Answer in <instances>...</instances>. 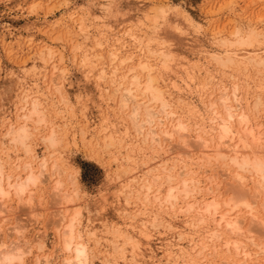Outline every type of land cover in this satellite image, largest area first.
Here are the masks:
<instances>
[{"label": "rangeland", "instance_id": "1", "mask_svg": "<svg viewBox=\"0 0 264 264\" xmlns=\"http://www.w3.org/2000/svg\"><path fill=\"white\" fill-rule=\"evenodd\" d=\"M163 6H167L166 8L170 7V12H168L166 18L167 23L160 24L159 21H157L156 24L158 27L162 28L160 29V32L162 34L164 33L169 38L168 47L174 53V64L164 66L159 60H156L152 56L147 58L149 64L152 67L155 66V70L153 69L152 74L155 73L154 76L157 78V86L163 90V95L166 100L171 102L168 103L170 105V110L173 111V117H171L169 121L176 123L178 122L177 119H179L180 122L184 123L186 129L183 131L182 135L186 138L185 140L188 139V142L186 141L187 144H182L183 136L176 139L177 135H175L172 138L173 140H168L169 142L164 141L161 146L157 145L155 147L154 145L149 146L148 141L143 142V139H141L142 135L134 133L135 130L132 129L128 120L129 116L126 115L130 110L125 108H123L124 110H118L119 102L117 101L120 99V96L118 95H120L119 93L121 89L127 85V81H129L128 79L132 73L140 74L142 79L144 77L143 72L140 73L137 69L135 71H129V67L130 65L135 66L138 59H145L143 57L141 58V56L144 55L145 57L146 47L144 46L148 41L146 34L151 33V29L149 28L147 30L145 25L149 26L155 23L147 16L149 13V16L152 15L151 12L153 13V10H150L154 7L157 9ZM146 14L147 16L145 17L147 18H144V15ZM148 18L150 23L147 21ZM184 19H186V21ZM139 20L142 23H140ZM183 21L186 25H184ZM176 26L179 28H176ZM249 28L254 29V32L251 35L254 38L256 37V32L261 34L260 42H256L252 46H245L246 48L236 47L235 51L240 55L244 53L250 55L256 53L258 55H263L264 0H0V135L3 134L9 123H16L19 121L17 120L18 115L21 113L19 108L21 105L18 103L19 98L25 95V93L32 97H37L40 101L39 107L44 113V121H46L44 124H30L31 128L32 126H38L36 130L31 129L33 136L28 142L33 153H36L39 158L46 156L48 160V169L50 168L49 165L51 162L56 158L55 161L59 160L56 163L59 166L60 171L62 170V174L59 173V175H57L58 178L56 176L52 178H47V175L44 176V178L47 179L38 183L32 193L28 191L30 194H25L21 200L17 199L15 196L6 199L4 205L6 212H4L5 210L2 208V203H0V210L2 209V213L5 214L0 216V221L3 220V216L6 218V221L3 220V224L0 222V236L4 240L7 234H11V231H9L7 227L11 229L10 226L13 225L17 226V229L22 233V236L26 238H33L35 233H39L41 236L44 234L43 237L45 238V244L43 248L37 250L38 248H35L37 244L34 245L31 252L25 254L21 262L16 264H33L36 255L41 253L49 256L48 264H63L61 261L63 254L60 251V248H58L60 247L58 246L60 243L59 240L57 241L58 237L55 228V220L58 218L57 216L55 219V213L59 211L57 209L58 206L61 205L57 206V201H59L58 197V199H56V197L54 199V194L58 193V191L53 189L54 183L52 181H56V179L62 182V187L60 189L63 193H66L69 189L72 193L74 192L73 189L78 190L77 193L75 190L77 195H75V197L69 191L73 198V202H71L72 205H69V211L71 213V211L78 209L83 213L81 215L83 220H80L83 225L80 223L78 229L82 233V236L86 235L83 239L87 242V245L89 244L88 248L91 249L90 254L92 252V257H94H91V261L88 264H103L105 261H107V264H190V262L191 264H194L195 262V264H218L220 261H225V263L229 264L234 261L235 258L232 256L233 254L228 253L225 247L222 246V240H213L212 242V240L209 239V233L207 232L213 229V224L202 222L198 223L196 227L187 224L193 220H197V217L199 216L194 211L186 213L184 207H186L188 202L195 203L201 200L206 201L216 195H218L216 198L219 201H222L230 196L231 191L228 190V187L231 182H234L233 180L230 181L232 179L230 176L234 173L233 168L224 166L221 163V160L215 161L213 164L215 159H212L209 156V159L205 158L206 153H202V156L206 159L205 161H208L206 164L204 159H202L203 157H200V154L204 149H202V147H194L195 149H193V146H196L197 144L194 141V138H197L195 135H198V132L195 130L199 131L200 134V126L202 127L203 125L206 128L209 126V122L207 121V117L210 116L208 114H211L209 102L214 100V98L217 99V96L221 95L220 92H222L225 87V91L231 93V91H233V85H235L234 88L236 89L237 95L242 98L240 101L243 108L242 111L245 110L244 112L247 117H249V124L252 125V128L255 126L257 127L258 124L264 126V66L261 67L247 64L230 65V68L229 66H221L218 65V63L216 64L211 60L212 58L209 57V53L220 52V46L218 43L215 44V42L219 41L218 38L222 39L223 37H227L226 39L231 40L235 38L234 32L237 31V29L241 31L242 35H244L248 33ZM100 30L102 33H100ZM144 32L146 33L145 35ZM102 34L103 36H101ZM113 34L118 39L120 38V43H117L119 40L116 39ZM134 34H137L138 36L135 37ZM141 36L144 37L140 40ZM99 37H103L102 40L105 39L106 41H101ZM131 37H133V40ZM257 38L258 37L255 39ZM138 39L141 41V47L139 46V43H137ZM145 39L147 41H145ZM213 39H216V41ZM123 40H125V43ZM131 40L133 42H131ZM99 41L101 42V47L99 45L96 46ZM134 43L138 44L139 47ZM76 44L77 46H75ZM73 45L77 49H74ZM94 45L96 47H94ZM89 46L91 49L88 48ZM48 49L53 50L51 51L53 52L51 55L48 54ZM112 49L114 50L112 51ZM117 49L119 52L115 51ZM127 50L128 52L131 51V54H129L132 55V58L127 59L122 63L119 61V65L116 60L118 61L119 58L121 59L124 56H129ZM108 51L115 53L117 59L110 60V52L108 54ZM96 52H98L97 57L101 55L102 59L95 57L97 55ZM86 54H88L90 59L87 62H83L82 57ZM152 58H154V62ZM158 62L161 65H157L159 64ZM81 63L83 64L81 65ZM102 65L105 66L106 70L105 79H100L99 70ZM119 66H121L120 70L118 68ZM220 67L225 68L221 69ZM113 69H116L115 72H111ZM59 74L61 75L59 76ZM120 75L123 76L122 80L120 79ZM159 75H161L162 78ZM97 76L100 78L98 79ZM117 76L119 77L116 78ZM50 78L53 80H49ZM51 81L55 83L52 87L50 85L53 84ZM115 82H119V84ZM117 88L119 93L116 92ZM112 91L115 93L113 92L112 94ZM59 92L62 93L60 94ZM164 92L167 93L164 94ZM208 93L211 94L209 95ZM175 95L179 96V98L176 96L177 100L179 99L178 101L174 97ZM143 98V96L141 98L138 97L139 100L144 101ZM257 98L260 100V103H256V105L255 101ZM206 99L208 100L206 101ZM181 101L183 102L180 103ZM207 102L209 104H207ZM237 103L238 102L234 101L235 105H237ZM156 105L157 104L154 105L155 108H157ZM57 109L58 112L56 111ZM175 113L177 114L175 115ZM176 116L178 118H176ZM167 122L168 120L166 123ZM175 123L171 124L173 125ZM195 123L197 124L196 126ZM171 124L168 122L166 127L171 128ZM235 124L236 123H234V128L238 129V126L236 128ZM263 126L261 129L264 132ZM51 130H53L55 134L57 133L56 136H59L57 138L60 144L58 143L56 147H54L55 149L52 148L48 150H56L55 152L53 151L55 154L52 152V154L48 155L47 149L40 141H42L41 138L46 135V133L48 134L51 132ZM80 131L82 134H80ZM108 132L112 138L116 137L112 140L113 143L116 142V144L109 145L107 148H105L107 143L105 145L103 144L104 148L103 146L101 147L102 150L104 149V152H101L99 147L103 143L102 140L105 138L104 135H107ZM40 135L42 136L40 137ZM110 135L108 134L107 137H110ZM107 137L105 138L104 143L106 140H109V137ZM119 137L120 140H118ZM263 138L264 136L262 139ZM192 140L196 144L193 143L194 145L189 147H192L190 149L195 151L189 154L192 158H187L185 149L188 147L187 145L189 143L192 145ZM263 141L264 139L259 142V148H262L261 144ZM166 143H171L169 148L174 152L170 149L169 151L168 148V153L171 151L172 153L168 154L167 150L165 151L166 146H169V144L167 145ZM181 144L185 149H183L184 147H182ZM63 145H65L66 148ZM124 146L125 148H123ZM180 149H182V152L185 151L181 153V155L183 154L182 156L177 154ZM1 153L0 159L6 162L8 158H5L6 156ZM9 153H11L10 163H13V165L21 161L27 162L31 160L29 156L30 154L27 155L26 158V155L20 150L17 151L16 155L12 150H10ZM125 155L127 160L125 159ZM17 156L20 157V159L17 160L18 162L15 160ZM120 157L122 158L121 160ZM180 158L184 161L181 159L179 162L178 160H180ZM200 158L201 161L198 160ZM163 160L165 164L163 163ZM144 161L146 164L143 163ZM141 162L142 164H140ZM158 162L162 163L159 164ZM181 162L183 166H181ZM35 163L36 162H34L33 166L34 168H37ZM118 164L121 166V169ZM13 165H8V167L10 166L8 173L11 172V175L14 174L13 176L18 174L23 176L24 170L14 169ZM126 165L127 168H125ZM171 165L174 166V169L170 172H167L166 170H163V172L161 170V166L169 168ZM151 166L152 168H155V170L152 168V170L149 169ZM180 166L184 168L181 169ZM226 167L228 168L227 171H229L227 172L228 175L226 174ZM132 168L133 170H131ZM147 169H149V171ZM179 169L181 170L178 171ZM187 170H190V172H187ZM219 170L223 171L221 172ZM114 171H116L115 174L117 176L115 174L113 175ZM134 172L136 173L137 181L132 182L131 188H128L127 190L126 188L122 189L121 187L126 185L125 181H128L129 178H131L130 174H133ZM177 172L181 177H178L176 174ZM44 173L46 174L47 172ZM167 173L173 176V181H171L170 184L167 181L164 182ZM221 173L223 176H221ZM160 174L162 175L160 176ZM225 174L229 177H224L226 176ZM157 175L159 177H157ZM199 176L201 178H199ZM211 176L215 178V180L211 178ZM138 178H140L141 182ZM145 178L146 181L151 179L149 182L151 183L152 181L153 183H151L152 190H149V200H146L144 197L145 189L140 190V200H132L135 198L131 197V199L128 194L123 197L126 192L128 193V190H131L134 196L138 184L141 185L144 183L143 180H145ZM181 178L188 180L189 178H192L193 181H195L194 183L197 182L196 186L198 192H193L191 197L181 198L178 196L172 207H168L167 205L165 207L161 203L159 204L160 206H158L159 202L157 203L156 201L159 200L154 198V196H156L155 193H158L155 192L157 191L155 190L157 184L158 187L160 185L161 189L159 188V194H161L162 199V195L165 193L167 186L180 183L182 180ZM228 178L231 179L229 180ZM70 179L74 184H72ZM254 179L256 180L255 177ZM254 179L252 176H249V180L247 181L248 188L253 185ZM212 180L215 182H220L221 180L220 184L218 183L219 189L214 192L212 191L213 189H211V191L205 189V187L208 188L207 185L212 184ZM225 181H228L229 183ZM161 182H164L163 186L161 185ZM215 182H213V184ZM135 183L137 185H135ZM225 183H227V185ZM213 184L212 188L214 186ZM223 185L226 187H223ZM198 187L203 189L201 190ZM199 192L200 194H195ZM69 193L67 192V194ZM151 195L154 196L152 197ZM199 195L201 196V199L199 198ZM27 197L31 198L30 203L24 201H27ZM122 198L126 201L124 202ZM127 199L129 202H127ZM195 199L200 200L196 201ZM259 202L260 199L255 203V206L260 211L258 215L262 216L261 207L260 205L258 206V204H260ZM222 208L223 209L221 210L223 211L225 207L223 206ZM136 210H138V213H136ZM244 210L247 212L246 208L241 207L240 214ZM119 211H122V213ZM123 211L126 212L123 213ZM233 212L231 214H236V211ZM153 214L159 215L158 217L162 220L161 226H159V224L157 227H152L149 222H146L153 220ZM241 215L240 217H245L244 220H249L246 213H244L243 216L242 212ZM52 216L53 220L51 219ZM149 216L152 217L149 218ZM141 218L143 219L141 220ZM208 221L209 220H207V222ZM142 222L145 223L144 227L142 226ZM163 223L165 224L163 225ZM166 223H169L171 226L167 228ZM113 227L119 229L114 235L115 239L120 242L124 248L121 252L115 251V253H113L114 251L110 246L111 244L108 243L113 239L111 234L108 233L109 229ZM92 229L95 231V235L88 236V231ZM5 231L7 232L5 233ZM121 232L131 233L133 238L128 241ZM204 233H207V235H203ZM178 234L180 235L179 238L177 237L179 236ZM10 236L9 239L7 238L8 240H12L16 237L15 233ZM202 236H205V238ZM227 236L228 235L225 234L224 237ZM231 236H228L227 238L230 240L231 238L238 240L242 239L236 235ZM257 239L255 237L256 241H258ZM94 240H98V242H95ZM246 242L247 250L252 252L256 250L254 245L248 241ZM204 243L206 244V248L204 249L203 255L195 256V251L197 249L199 250L200 247L198 245H205ZM211 245L214 248L217 247L215 249L212 247L211 249ZM223 249L225 250L223 251ZM109 252L112 253L109 254ZM210 253L212 255H209ZM259 256L260 261L261 258L263 260L264 255ZM202 257L203 259H201Z\"/></svg>", "mask_w": 264, "mask_h": 264}, {"label": "bare ground", "instance_id": "2", "mask_svg": "<svg viewBox=\"0 0 264 264\" xmlns=\"http://www.w3.org/2000/svg\"><path fill=\"white\" fill-rule=\"evenodd\" d=\"M160 6V5H159ZM151 7V6H150ZM157 7V6H156ZM167 7V6H166ZM166 7H159V8H153L150 10L152 11L153 10V13L151 12L152 15L147 16L144 15V18H147V17H150L151 18V21L152 22H155L153 24L155 25H145L146 29L148 30L149 28L151 29V33H148L146 34L144 32V35L146 34L147 35V40L145 39V41H147L146 45H142L144 47H146V50H145V57L144 55L141 56V58H145L144 60H141V59H138L137 63L135 66L133 65H130L129 67V71H135L136 69L141 73L143 72L144 73V77L143 79L141 78V75L138 74V73H132V75L130 76V78L128 79L129 81H127V85L124 86L120 93L118 91V88L116 89V92H118L120 95V99H118L119 101V108L118 110L120 109H129L130 112L129 113H126V115L129 116L128 120L130 122V126H132V129H134V133H137V135H142V138L140 136L141 139H143V142L145 141H148L149 142V146L150 145H154L155 147L157 145H162L164 141H170L175 135H177L176 139H178V137H182V133L183 131L186 129V126L184 125V123L180 122L179 119H177L178 122H170L169 119L171 117H173V111L170 110V105L169 101L166 100V98L164 97L163 95V90L161 88H159L157 86V78L154 76V74H152V71L154 69V67H152L150 64H149V61H148V58L149 56H152L154 57L156 60H159L160 63L164 66H169V65H173L174 64V53L172 52L171 49H169L168 47V37L163 33L160 32V29H162L161 27H158L157 26V21H159L160 24H163V23H167L166 21V18H167V14L168 12H170V7L169 8H166ZM155 9V10H154ZM147 16V17H145ZM81 19V18H80ZM97 19V18H96ZM180 19V18H179ZM147 20V19H146ZM186 21V19H184ZM143 21V20H142ZM148 22L150 21L149 18L147 20ZM140 22V20H139ZM148 22H146L147 24H149ZM151 22V23H152ZM184 22V21H183ZM138 23V22H137ZM142 23V22H140ZM145 23V24H146ZM158 23V24H159ZM171 24V23H169ZM82 25V24H81ZM172 26H174L173 24H171ZM184 25L185 22H184ZM101 26L103 27V25L101 24ZM163 26V25H162ZM83 27V26H81ZM85 27V26H84ZM165 27V26H164ZM176 28H179L176 26ZM183 29V28H182ZM127 30V29H126ZM86 31V30H85ZM103 31V30H102ZM166 31V30H165ZM214 31V30H213ZM254 32V29H250L248 30V33L242 35L241 34V31L237 29V31L234 32V36L235 38L234 39H226L225 37H223L222 39L221 38H218V42H215L218 43V45L220 46L219 49H220V52H213V53H209V57H211L210 59L213 60L216 64L218 63V65H221V66H229L230 65H247V64H253V66H261L263 67L264 66V54L263 55H258L257 53L254 54V55H250V54H242L240 55L237 51H235L236 47H243V48H246L245 46H252L254 43H258L260 42V36L261 34L258 32H256V37H258L257 39H255L253 36H251ZM100 33L101 30H100ZM125 33V32H124ZM123 33V34H124ZM233 33V32H232ZM231 33V34H232ZM132 34V32H131ZM130 34V35H131ZM170 34V33H169ZM230 34V33H229ZM114 35V34H113ZM135 35V34H134ZM143 35V33H142ZM233 35V34H232ZM99 36V35H97ZM103 36V34L101 35ZM100 36V37H101ZM132 36V35H131ZM138 36L137 34L135 35V37ZM230 36V35H229ZM101 41L105 40L102 38H100ZM115 37V35H114ZM142 37L144 36H141L140 37V40L142 39ZM211 37V35H210ZM84 38V37H83ZM116 39H118L117 37H115ZM98 39V38H97ZM131 39L133 40V37H131ZM144 39V38H143ZM217 39V38H216ZM216 39H213L214 41H216ZM119 42L117 43H120V38L118 39ZM117 40V41H118ZM131 40V42H133ZM135 40V39H134ZM94 41V40H93ZM106 41V40H105ZM103 41V42H105ZM122 41V40H121ZM144 41V43H145ZM123 42L125 43V40H123ZM137 42V41H136ZM135 42V43H136ZM78 43V42H77ZM94 43V42H93ZM97 43V42H96ZM123 43V44H124ZM134 43V44H135ZM139 43V46H140V43L141 41H139L138 39V42ZM103 44V43H102ZM82 45V43H81ZM97 45H101V42L99 41V43L96 44ZM121 45V44H120ZM138 46V44H135ZM74 46V45H73ZM72 46V47H73ZM77 46V44L75 45ZM73 47L74 49L76 47ZM80 46V44H79ZM94 45V47H96ZM104 46V45H103ZM102 46V47H103ZM113 46V45H112ZM119 46V45H118ZM125 46V45H124ZM134 46V45H133ZM138 46V47H139ZM101 47V46H100ZM99 47V48H100ZM122 47V46H121ZM141 47V46H140ZM143 47V48H144ZM89 49L90 46L88 47ZM108 48V47H107ZM112 48V47H111ZM110 48V49H111ZM137 48V47H136ZM77 49V48H76ZM120 49V48H119ZM250 49V47H249ZM49 52L48 54H52L53 50L51 49H48ZM79 50V48H78ZM109 50V49H108ZM114 49H112L113 51ZM263 50V49H261ZM116 52L118 51L115 50ZM136 51V49H135ZM141 51V50H140ZM215 51V50H214ZM245 51V50H244ZM110 52V54H109ZM119 52V51H118ZM126 52V51H125ZM142 52V51H141ZM247 52V51H246ZM250 52H253V51H250ZM94 53V52H93ZM98 52H96L97 54ZM127 53L131 54V51L128 52L127 50ZM134 53V52H133ZM137 53V52H135ZM147 53V55H146ZM248 53V52H247ZM262 53V52H260ZM85 54V53H84ZM89 54V53H88ZM88 54H86L85 56L83 55V62H87L89 61V56ZM108 54H109V59L111 60H115L116 58V55L115 53H112L111 51H108ZM129 56H124L123 58H119L118 61L116 60V62H118V64L120 65V63L124 62L125 60L127 59H131L132 58V55ZM138 55H140L139 53H137ZM208 54V53H207ZM95 55V54H94ZM92 55V56H94ZM100 55V53H99ZM126 55V53H125ZM137 55V56H138ZM211 55V56H210ZM98 54L95 56L97 57ZM176 56V55H175ZM111 57V58H110ZM122 57V56H121ZM140 57V56H138ZM97 58H101V55ZM108 58V56H107ZM152 58V60L154 59ZM117 59V58H116ZM42 60V59H41ZM155 60V62L157 63V61ZM48 61V60H47ZM120 61V63H119ZM152 62V61H151ZM150 62V63H151ZM154 62V60H153ZM159 63V62H158ZM157 64V65H161V64ZM83 63H81L82 65ZM111 64V63H110ZM117 64V65H118ZM155 64V63H154ZM215 64V65H216ZM109 65V64H108ZM128 66V64H127ZM114 67V66H113ZM120 67L119 66V70H120ZM158 67V66H157ZM228 67V68H229ZM238 67V66H236ZM164 68V67H162ZM221 69L225 68V67H220ZM231 68V67H230ZM64 69V68H63ZM128 69V67H127ZM234 69V68H233ZM232 69V70H233ZM116 70V69H115ZM115 70H111V72H115ZM155 70V69H154ZM161 70V69H160ZM100 71V77L97 76V78L99 79H105V66H101V69L99 70ZM237 71V69H236ZM244 71V70H243ZM62 72V71H61ZM127 72V71H126ZM156 72V71H155ZM160 72V71H159ZM257 72V71H256ZM128 73V72H127ZM114 74V73H113ZM124 74V73H123ZM162 74V73H161ZM61 74H59L60 76ZM119 75V74H118ZM121 76V75H120ZM125 76V75H124ZM158 76V74H157ZM161 76V75H159ZM179 76V75H178ZM114 77V76H113ZM119 76H117L116 78H118ZM122 77L121 76V80H122ZM128 77V76H127ZM164 77V76H163ZM263 77V76H262ZM95 78V77H94ZM125 78V77H124ZM160 78V77H158ZM162 78V76H161ZM160 78V79H161ZM208 78V77H207ZM235 78V76H234ZM59 79V78H58ZM57 79V80H58ZM113 79V78H112ZM115 79V78H114ZM211 79V78H210ZM49 80H53V79H49ZM127 80V79H126ZM55 81V80H54ZM114 81V80H113ZM240 81V80H239ZM52 82V81H51ZM112 82V81H111ZM121 82V81H120ZM172 82V81H170ZM190 82V81H189ZM50 83V82H49ZM48 83V84H49ZM53 83V82H52ZM110 83V82H109ZM117 83V82H115ZM55 83L53 84H50L51 87L52 85H54ZM119 84V82L117 83ZM125 84V82H124ZM235 84V83H234ZM118 86V85H117ZM120 86V85H119ZM235 87V85H233ZM233 87V91H231V93H228L225 91L226 87L223 88L222 92H220L221 95L217 96V99L214 98V100H211L209 103L207 102V104H209V108L211 109L210 112L211 114H208L210 116H208V122H209V126L206 128L204 127L202 124V127L200 125V134H199V131L195 130L196 132H198V135L196 134L195 136H197V138L195 137L194 138V141L192 140V145H190V143L187 145L188 147L189 146H193L195 143L196 146H193V149H195L196 147H202V149H204L203 152H201V156L200 157H203L202 159H204V156H202V153H206V156L205 158H208V156L212 159H215L213 164L215 163V161H218V160H221L222 164L224 166H229L231 168H233V174L230 176L231 180L230 181H234L232 184L230 183L229 184V187H228V190H230V196L222 201H219L216 197H212L211 199L209 198L208 200L206 201H197V200H200L201 199V196L199 197L200 199H195L197 202L195 203H187L186 207H184V211L186 210V213L187 212H191V211H194L199 217H197V220H193L192 222H189L187 224H190L191 226H197L198 223H206V224H213V229L207 233H209L208 237L209 239L212 240H222L223 242L221 244H223L222 246L225 247L226 251H228V253L230 254H233L232 256H234V261L233 262H230L229 264H264V258L262 260L261 258V261H260V256L259 255H264V141L263 143L261 144L262 145V148L260 147L259 148V142H261L263 139L262 137L264 136V132L262 131V126L263 125H257V127L255 126L254 128H252V125H250L249 123V117H247L246 113L243 110L242 108V104L240 103L241 101V97H239L237 95V92H236V89ZM107 88V87H105ZM104 88V89H105ZM217 88V87H216ZM231 88V87H230ZM229 89V88H228ZM112 90H115V89H112ZM216 90V89H215ZM221 90V89H220ZM24 91V90H23ZM59 91V90H58ZM114 91H112V94H113ZM218 92V91H217ZM22 93V91H21ZM25 93V92H24ZM60 94L62 92H59ZM58 93V94H59ZM115 93V92H114ZM167 93V92H164V94ZM213 93V92H212ZM209 94V93H208ZM211 94V93H210ZM209 94V95H210ZM214 94V93H213ZM259 94V93H258ZM37 95V94H36ZM115 95V94H114ZM179 95V94H178ZM241 95V93H240ZM260 95V94H259ZM144 97V101L142 100H139V98L141 97ZM167 96V95H166ZM170 96V95H168ZM177 95H175L174 97L176 98ZM212 96V95H211ZM59 97V95H58ZM171 97V96H170ZM179 98V96H177ZM216 97V96H215ZM181 98V97H180ZM259 98V97H258ZM256 99L255 101V104H259L260 100L259 99ZM63 99V98H62ZM108 99V97H107ZM60 100V99H59ZM66 100V99H65ZM177 100V98H176ZM179 100V99H178ZM177 100V101H178ZM181 100V99H180ZM208 99H206L207 101ZM61 101V100H60ZM64 101V100H63ZM234 101L235 102H238L237 105L234 104ZM169 102V103H168ZM183 101H181L180 103H182ZM18 103L21 105L20 110H21V113L18 115L17 117V120H19L18 122H15L16 123H9L5 129V131L3 132V134H1V139H0V152L2 155L6 156L5 158H8V160L5 162L4 160H1L0 159V203H2V208L5 210V201L6 199L10 198L11 196H15L17 199L21 200L25 194L28 193V191L30 193H32L33 189L35 187H37L38 183H41L43 182L44 179H47V178H52L54 176L57 177V175L62 174V170L60 171L59 169V166L57 165V161H54L51 162V164L49 165L50 168L48 169V160L46 158V156H42L41 158H39L36 153H33V150L32 148L30 147V144L28 142L29 139H31V137L33 136V132L31 131V129L33 130H36L37 129V126H32V128L30 127V124L31 123H36V124H40V123H45L44 121V113L41 111L40 109V101L37 97H32L28 94L25 93V95H23L22 97L19 98V101ZM68 103V102H67ZM157 104V108L154 107V105ZM256 104V105H257ZM64 105V103H63ZM66 105V104H65ZM255 105V106H256ZM173 106V105H172ZM208 107V106H207ZM178 109V108H177ZM255 109V108H254ZM124 110V109H123ZM58 112V109L56 110ZM56 112V113H57ZM119 112V111H118ZM125 112V111H124ZM209 112V111H208ZM177 113H175L176 115ZM202 114V113H201ZM200 115V114H199ZM125 117V116H124ZM176 118H178L176 116ZM174 118V119H176ZM168 120V122L171 124V123H175V124H171L172 127L171 128H168L166 127L167 123L166 121ZM83 122V121H81ZM200 123V122H199ZM204 123V122H203ZM234 123H236V128L238 126V129H235L234 128ZM42 124V125H43ZM35 125V124H34ZM49 125V124H48ZM56 125V124H54ZM197 124L195 123V126ZM205 125V124H204ZM208 125V124H207ZM169 126V125H168ZM251 126V127H250ZM264 127V126H263ZM40 129V128H39ZM52 129V128H51ZM106 129V128H105ZM104 129V130H105ZM124 129V128H123ZM198 129V128H197ZM193 130V131H194ZM50 131V130H49ZM82 131V130H81ZM80 131V132H81ZM101 132H103L102 130H100ZM110 132V131H109ZM108 132V134L110 135V133ZM195 132V133H196ZM98 133V132H97ZM186 133V132H184ZM57 134V133H56ZM55 132L53 130H51V132H49L48 134L46 133V135H44L41 139L44 147L48 150L50 149H55L54 147H56V145L59 143L58 142V138L59 136H56ZM82 134V132L80 133ZM107 134V135H108ZM122 134V133H121ZM37 135V133H36ZM67 135V134H66ZM107 135H104V137L106 138ZM115 135V134H114ZM136 135V134H135ZM136 135V136H137ZM42 135H40L41 137ZM127 136V135H126ZM135 136V137H136ZM262 136V137H261ZM39 137V138H40ZM109 137V136H108ZM107 137V138H108ZM187 137V136H186ZM34 138V137H33ZM73 138V137H72ZM90 138V137H89ZM105 138H103L102 140V144L100 145L103 146V144L105 145L106 143V147L107 148L109 145L111 146L112 144H116V142L113 143V139H115L116 137L112 138L111 135L109 137V140L104 143V140ZM123 138V137H122ZM41 139H38V140H41ZM60 139V138H59ZM186 138H182V144L186 143V141L188 142V139L185 140ZM62 140V139H61ZM117 140V139H116ZM120 140V137L119 139ZM117 140V141H118ZM140 140V139H138ZM173 140V139H172ZM181 140V139H180ZM63 141V140H62ZM168 141V142H169ZM184 141V142H183ZM96 142V141H95ZM142 142V141H141ZM142 142V143H143ZM127 143V142H126ZM125 143V144H126ZM178 143V142H177ZM60 144V143H59ZM66 144V143H64ZM97 144V142H96ZM165 144V143H164ZM167 145L169 144V146H166V149L165 151L170 149L172 150L171 148H169L171 145V143H166ZM181 144V146H182ZM184 144V145H185ZM67 145V144H66ZM128 145V144H127ZM126 145V146H127ZM65 146V145H63ZM132 146V145H131ZM180 146V145H179ZM99 149H101V152H104L102 150V147ZM133 147V146H132ZM146 147V146H145ZM148 147V145H147ZM146 147V148H147ZM159 147V146H158ZM178 147V146H177ZM184 147V146H182ZM182 147H179V148H182ZM186 148L185 147L183 149L186 150V153H187V158H192L190 157L189 154L193 153V151L195 150H191L190 148L192 147H189V148ZM195 147V148H194ZM64 148V147H63ZM66 148V146H65ZM104 148V146H103ZM125 148V146L123 147ZM139 148V147H138ZM165 148V147H164ZM163 148V149H164ZM175 148V147H174ZM45 149V150H46ZM130 149V148H129ZM161 149V148H160ZM178 149V148H177ZM188 149V150H187ZM12 150L13 153L16 155L17 154V151H21L24 155H26V158H27V155L30 156L31 160L30 161H27V162H18L17 160L20 159V157H16V161L18 163H16L15 165H13V163H10V154L9 151ZM149 150H150V147H149ZM168 150H167V153H168ZM169 150V151H170ZM182 149H180L181 151ZM199 150V149H198ZM201 150V149H200ZM54 151V150H53ZM53 151H48V155L52 154ZM56 151V150H55ZM54 151V152H55ZM96 151V150H95ZM131 151V150H130ZM173 151V150H172ZM169 152V153H172ZM178 151V150H177ZM178 151L179 153H177L178 155H181V153L185 152V151ZM53 152V153H54ZM58 152V151H57ZM174 152V151H173ZM197 152V151H196ZM32 153V154H31ZM94 153V152H93ZM100 153V152H99ZM153 153V152H151ZM165 153V152H164ZM168 153V154H169ZM184 153V154H186ZM195 153V152H194ZM21 154V153H20ZM45 154V153H44ZM55 154V153H54ZM61 155V154H60ZM59 155V156H60ZM95 155V153H94ZM102 155V154H101ZM100 155V156H101ZM160 155V154H159ZM183 155V154H182ZM181 155V156H182ZM205 155V154H203ZM99 156V155H98ZM185 156V155H184ZM185 156V157H186ZM198 156V155H197ZM48 157V156H47ZM156 157V156H155ZM52 158V157H51ZM50 158V159H51ZM54 158V157H53ZM58 158V157H57ZM136 158V157H135ZM154 158V157H152ZM158 158H161V157H158ZM198 158V157H197ZM122 158L120 157V160ZM125 159H126V155H125ZM132 159V158H131ZM182 158H180V160H178L179 162L181 161ZM186 159V158H184ZM209 159V158H208ZM109 160V159H108ZM127 160V159H126ZM137 160V159H136ZM155 160H158V159H155ZM183 160V159H182ZM190 160V159H189ZM201 161V158L198 159ZM206 159H204L205 161ZM4 161V162H3ZM52 161V160H51ZM151 161V160H150ZM177 161V162H178ZM184 161V160H183ZM203 161V162H204ZM15 162V161H13ZM34 162H36L35 164L37 165V168H34L33 164ZM118 162V161H117ZM149 162V161H147ZM176 162V163H177ZM187 162V161H186ZM206 162V161H205ZM204 162V163H205ZM208 162V161H207ZM206 162V164H207ZM220 162V161H219ZM109 163V162H107ZM115 163V162H114ZM145 163V161L143 162ZM151 163V162H150ZM159 164L162 163V162H158ZM157 163V164H158ZM163 163L165 164L164 160H163ZM172 163V162H171ZM174 163V162H173ZM195 163V162H194ZM201 163V162H200ZM210 163V161H209ZM208 163V164H209ZM9 164H12L14 169H21L22 171L24 170V175L21 176L20 174L18 175H11V172H9V169H10V166L8 167ZM142 164V162L140 163ZM139 164V165H140ZM146 164V163H145ZM152 164V163H151ZM154 164V162H153ZM163 164V165H164ZM178 164V163H177ZM182 164V162H181ZM199 164V163H198ZM211 164V163H210ZM209 164V165H210ZM7 165V166H6ZM61 165V164H60ZM136 165V164H135ZM203 165V164H202ZM217 165V164H216ZM118 166L120 167L121 169V166L118 164ZM142 166V165H141ZM159 166V165H157ZM183 166V164L181 165ZM180 166V167H181ZM215 166V165H214ZM218 166V165H217ZM221 166V164H220ZM223 166V167H224ZM136 167V166H135ZM133 167V168H135ZM162 167V171L163 170H166L167 172H170L171 170L174 169V166L171 165L169 168L167 167H164V166H161ZM226 167V168H227ZM228 167V168H229ZM127 168V165L126 167ZM133 168L131 170H133ZM138 168V167H136ZM143 168V167H142ZM152 166L149 168L151 169ZM179 168V167H178ZM184 168V167H183ZM181 167V169H183ZM219 168V167H218ZM226 174L228 170V168L226 169ZM113 169V168H112ZM115 169V168H114ZM149 169H147L149 171ZM155 170V168H152ZM151 169V170H152ZM181 169H179L178 171H180ZM214 169V168H213ZM212 169V170H213ZM49 170V171H47ZM118 170V169H117ZM116 170V171H117ZM140 170V169H139ZM160 170V171H161ZM205 170V169H204ZM217 170V169H216ZM230 170V169H229ZM232 170V169H231ZM113 173V175L115 174V172ZM130 171V170H129ZM147 171V172H148ZM190 172V170H187V172ZM203 171V170H202ZM221 171V170H219ZM218 171V172H219ZM223 171V170H222ZM221 171V172H222ZM44 172H47L46 174ZM125 172V171H124ZM133 172V171H132ZM143 172V171H142ZM164 172V171H163ZM182 172V171H181ZM180 172V173H181ZM186 172V171H185ZM184 172V173H185ZM225 172V171H224ZM22 173V172H21ZM76 173V172H75ZM128 173V172H127ZM130 173V172H129ZM183 173V174H184ZM213 173H216V172H213ZM142 174H148V173H142ZM178 175V172L176 173ZM195 174V172H194ZM225 174V175H226ZM47 175V178H44V176ZM116 175V174H115ZM131 175V178H129V180L125 181L126 182V185H123V187H121L122 189L126 188V190L128 188H131V184L132 182L134 181H137L136 179V173L134 172L133 174H130ZM162 174H160L161 176ZM212 175V174H211ZM219 175V174H218ZM228 175V174H227ZM224 176V177H229V176ZM73 176V175H72ZM117 176V175H116ZM165 176V175H163ZM209 176V175H208ZM221 176L222 173H221ZM249 176L254 177L256 178V180L254 179L253 180V185H251V187H247L248 186V183L247 181L249 180ZM43 177V178H42ZM153 177V176H152ZM156 177V176H155ZM157 177H159L157 175ZM156 177V178H157ZM176 177V176H175ZM178 177H181L180 175H178ZM177 177V178H178ZM217 177V176H216ZM58 178V177H57ZM67 178V177H66ZM74 178V177H73ZM112 178V177H111ZM155 178V179H156ZM199 178H201L199 176ZM203 178V177H202ZM211 178H213L211 176ZM221 178V177H220ZM69 179V178H68ZM72 179V178H71ZM70 179V180H71ZM139 181H140V178H138ZM148 179V178H147ZM153 179V178H152ZM160 179V178H159ZM165 181L164 182H168L170 184L171 181H173V176L169 173L166 174L165 176ZM182 179V178H181ZM215 180V178H213ZM218 179V178H216ZM73 180V179H72ZM71 180L72 184H74V182ZM151 179H149L148 181H146V178L144 181V183H142L141 185L138 184V188L136 189V192H134V196H133V192H131V190L129 191L128 190V193L126 192L125 195H123V197L127 196H130V198L134 197L135 199H132V200H140V190L141 189H145L146 191L144 192V197L146 200H149V190H152L151 189V183L149 182ZM176 180V179H175ZM174 180V181H175ZM206 180V178H205ZM208 180V179H207ZM227 180V179H226ZM138 181V182H139ZM155 181V180H154ZM163 181V180H162ZM213 181V180H212ZM54 183L53 185V189H55L56 191H58V193L54 194V199L56 197V199L59 198V201H57V206H58V209L59 210L57 213H55V219L58 218L55 220L56 221V235L58 237L57 241L59 240V243L60 247V251L62 252L63 254V258H62V263L63 264H88L90 261H91V257L93 256L92 255V252L90 254V251L91 249L88 248V245H87V242L83 239V237H85L84 235L82 236V233L79 231L78 229V225L81 223L82 224V221H80L82 218V211L81 210H74V211H69V205H72L71 202H73V198L72 196L70 195L69 191H66V193H63V191H61V187H62V182L58 179L53 180L52 181ZM51 182V183H52ZM128 182V184H127ZM137 182V183H138ZM141 182V181H140ZM164 182H161V185L163 186ZM195 181H193V179L189 178L188 179H182L180 181V183L178 184H175V185H166L167 188L165 189V193L162 195V199H161V194H159V191H160V185L158 187V184H157V188H155V192H158V193H155L156 196H154V198H156V200H159V201H156L158 203V206H160L159 204H163L165 207L166 205L168 207H172L176 201V199L179 197L181 198H186V197H191L193 192H198L197 191V182L194 183ZM215 182V181H213ZM212 182V184H213ZM221 182V180H220ZM219 181L215 182L213 185V188H212V184H209L207 185L208 188L205 187V189H208L209 191H211V189H213L212 191H217L219 188V184H220ZM225 182H228V181H225ZM159 183V182H158ZM209 183V182H208ZM211 183V182H210ZM219 183V184H218ZM223 183H224V180H223ZM229 183V182H228ZM153 184V183H152ZM166 184V183H165ZM227 185V183H225ZM252 184V183H251ZM71 185V184H70ZM135 185H137L135 183ZM199 185V184H198ZM134 186V185H133ZM153 186V185H152ZM156 186V185H155ZM223 187H226L223 185ZM253 187V188H252ZM49 188V187H48ZM165 188V187H164ZM163 188V189H164ZM201 189V187H198ZM222 188V187H221ZM52 189V188H51ZM78 189V187H77ZM162 189V190H163ZM203 189V188H202ZM201 189V190H202ZM225 189V188H223ZM74 192L72 193L71 191V194H73V196L75 197L76 193L78 190L76 189H73ZM72 190V191H73ZM75 190H76V193H75ZM134 190V189H132ZM200 190V191H201ZM207 190V192H208ZM221 190V189H220ZM227 190V191H228ZM52 191V190H51ZM226 191V190H225ZM67 192L69 194H67ZM120 192V191H118ZM219 192V191H218ZM28 193V195L30 194ZM55 193V192H54ZM75 193V194H74ZM122 193V192H121ZM120 193V194H121ZM205 193V192H204ZM203 193V195H204ZM216 193V192H215ZM221 193V192H219ZM228 193V192H227ZM59 194V195H58ZM151 194V192H150ZM154 194V193H153ZM195 194H200L199 193H195ZM207 194V193H206ZM213 194V193H212ZM27 195V196H28ZM57 195V196H55ZM83 195H84V192H83ZM210 195V194H209ZM223 195V193H222ZM60 196V197H59ZM77 196V195H76ZM121 196V195H120ZM152 196V195H151ZM152 196V197H153ZM205 196V195H204ZM220 196V195H219ZM53 197V196H52ZM58 197V198H57ZM153 198V199H154ZM204 198V197H203ZM202 198V199H203ZM25 199V198H24ZM23 199V200H24ZM124 200V198H122ZM193 199V198H192ZM258 199H260V204H258V206L260 205L261 207V213H262V216H259L258 213L260 212L257 207L255 206V203H257ZM128 200V199H127ZM205 200V199H204ZM252 200V201H251ZM26 203H30L31 201V198L30 197H27V201L24 200ZM126 200H124L125 202ZM116 202V201H115ZM129 202V200L127 201ZM126 202V203H127ZM193 202V201H192ZM166 203V204H165ZM55 204V203H54ZM170 205V206H169ZM55 206V205H54ZM225 207V209L222 211L221 209H223L222 207ZM243 207V208H246L247 212L242 211L243 212V216H244V213H246L249 217V220L246 221L244 220L245 217H240V208ZM256 207V208H255ZM162 208V207H161ZM183 208V207H182ZM138 209V208H137ZM178 209V208H177ZM181 210V209H180ZM242 210V209H241ZM2 209L0 210V216H2ZM138 210H136V213ZM160 211V210H159ZM236 211V214L234 212ZM6 212V210L4 211ZM36 212V211H35ZM120 213H122V211H119ZM126 212V211H123V213ZM128 212V211H127ZM140 212V211H139ZM234 213V214H231V213ZM38 213V212H37ZM161 213V212H160ZM31 214V213H30ZM54 214V213H53ZM127 214V213H125ZM191 214V213H190ZM240 214V215H239ZM5 215V214H4ZM137 215V214H136ZM173 215V214H172ZM130 216V215H129ZM147 216V215H146ZM159 215L157 214H153V220H150V221H146L147 223L149 222V224L152 226V227H157L159 224V226H161V223H162V220L158 217ZM192 216H196V215H192ZM242 216V215H241ZM7 217V216H6ZM85 217V216H84ZM141 217V216H139ZM152 217V216H151ZM149 216V218H151ZM8 218V217H7ZM33 218V217H32ZM144 218V217H143ZM141 218V220L143 219ZM148 218V217H147ZM4 221H6L5 219V216H3L2 218ZM9 219V218H8ZM7 219V220H8ZM51 219L53 220V216L51 217ZM0 221L3 222L4 221ZM83 220V219H82ZM90 220V218H89ZM92 220V219H91ZM139 220V219H138ZM140 220V222H141ZM145 220V219H144ZM148 220V219H147ZM207 220H209L207 222ZM32 221V220H31ZM53 221V222H55ZM130 221V220H129ZM186 221V220H185ZM184 221V222H185ZM89 222V221H88ZM138 222V221H137ZM183 222V223H184ZM50 223V222H49ZM171 223V222H170ZM185 223V224H186ZM51 224V223H50ZM89 224V223H88ZM91 224V223H90ZM165 223H163L164 225ZM13 225V224H12ZM83 225V224H82ZM92 225V224H91ZM106 225V224H105ZM111 225V224H110ZM126 225V224H125ZM141 225V223H140ZM148 225V226H150ZM54 226V225H53ZM114 226V225H113ZM128 226V225H127ZM142 226L144 227L145 226V223L142 222ZM166 226L167 228L170 227L171 225L169 223H166ZM186 226V225H185ZM11 229L9 227H7V229H9V231H11L10 233L13 234L15 233V238L12 239V240H8L9 237H11L10 235L11 234H7L6 237H5V241L1 236H0V262H3V264H16L18 262H21L23 256L25 254H29L31 252V249L33 248L34 245L37 244V246H35V248L37 247L38 249L37 250H41L45 244V238L43 237L44 234L41 236V234L39 235V233H35L34 237L33 238H26L24 236H22V233L19 231V229H17V226H10ZM119 227V226H117ZM6 228V227H5ZM82 228V227H81ZM84 228V227H83ZM92 228V227H91ZM105 228V227H104ZM146 229V228H145ZM6 230V229H5ZM55 230V229H54ZM82 230V229H81ZM97 230V229H96ZM8 231V233H9ZM87 231V230H86ZM117 231H119V229L117 228H111L109 229L108 233L111 234V236L113 237L112 241L108 240L109 244H111L110 246L112 247V250L114 251L113 253H115V251H123V246L120 244V242H118L116 239H115V235L114 233H117ZM7 231H5L6 233ZM83 232V231H82ZM105 232V231H104ZM101 233V232H100ZM122 233V232H121ZM207 233H204L203 235H207ZM88 236L89 235H95V231L92 229V230H89L88 231ZM120 234V232H119ZM224 234V235H223ZM226 235H228L229 237L231 235H236V236H239L241 237L242 239L238 240V239H232L231 240L227 237H224ZM9 235V236H8ZM122 235L125 237V239H127L128 241L131 240V238H133V235H131V233H126V232H123ZM179 235V234H178ZM182 235V234H181ZM233 236V237H234ZM108 237V236H107ZM178 238L180 237L177 236ZM201 237V236H199ZM203 238H205V236H202ZM207 237V238H208ZM232 237V236H231ZM255 237L257 239L258 237V241L255 240ZM8 238V239H7ZM91 238V237H90ZM93 238V237H92ZM108 239V238H107ZM120 239V238H119ZM103 240V239H102ZM206 240V239H205ZM95 241V240H94ZM93 241V242H94ZM248 241L249 243H251L252 245H254V247H256V250L255 251H250V250H247V242ZM95 242H98V240H96ZM209 242V241H208ZM132 243V242H131ZM217 243V242H216ZM58 244V243H57ZM56 244V245H57ZM95 244V243H94ZM97 244V243H96ZM198 244H199V241H198ZM205 244V243H204ZM220 244V245H221ZM39 245V246H38ZM54 246V245H53ZM200 246L199 247V250L197 249L195 251V256H200V255H203L204 253V249L206 248V244L205 245H198ZM221 246V247H222ZM250 246V245H249ZM211 249H212V245L210 246ZM217 247V246H216ZM215 247V248H216ZM251 247V246H250ZM193 248V247H192ZM196 248V247H195ZM213 247V249H215ZM253 248V247H252ZM223 249V251L225 250ZM193 250V249H191ZM95 251V250H94ZM225 251V252H226ZM98 252V251H97ZM103 252V251H102ZM167 252V251H166ZM214 252V251H213ZM106 253V252H104ZM112 253V252H111ZM109 252V254H111ZM123 253V252H122ZM207 253V252H206ZM212 253V251H211ZM209 254V255H212V254ZM186 254V253H185ZM108 255V254H107ZM106 255V257L108 258V256ZM208 255V254H207ZM214 255V254H213ZM110 257V256H109ZM94 258V257H92ZM61 259V258H60ZM203 259V257L201 258ZM111 260V259H110ZM225 260V259H224ZM228 260V259H227ZM233 260V259H232ZM104 261V260H103ZM191 261V260H190ZM230 261V260H229ZM33 264H48L49 263V256H47L46 254L44 255L43 253L41 254H38L36 255V258L33 260ZM183 262V261H182ZM221 262V261H220ZM219 262V263H220ZM261 262V263H259ZM103 263V262H102ZM196 263V262H195ZM194 263V264H195ZM218 263V264H219ZM103 264H107V261H105ZM187 264V263H186ZM191 264V262H190ZM220 264H227L224 262H221Z\"/></svg>", "mask_w": 264, "mask_h": 264}, {"label": "clouds", "instance_id": "3", "mask_svg": "<svg viewBox=\"0 0 264 264\" xmlns=\"http://www.w3.org/2000/svg\"><path fill=\"white\" fill-rule=\"evenodd\" d=\"M0 264H3V262H0Z\"/></svg>", "mask_w": 264, "mask_h": 264}]
</instances>
